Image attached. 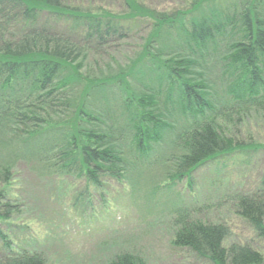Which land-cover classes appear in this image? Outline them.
Masks as SVG:
<instances>
[{"label": "trees", "instance_id": "16d2710c", "mask_svg": "<svg viewBox=\"0 0 264 264\" xmlns=\"http://www.w3.org/2000/svg\"><path fill=\"white\" fill-rule=\"evenodd\" d=\"M124 4L114 14L0 0V185L21 162L94 184L142 176L170 192L203 164L252 151L225 128L247 110L264 111V0H190L169 11ZM43 13L70 31L50 27ZM145 18L139 47L117 61L110 52L129 34L125 20ZM259 177L228 204L264 238V168ZM199 201L172 195L173 245L210 264L263 262L249 243H225V223L194 214ZM0 238V264H48L40 251ZM105 264L145 263L123 252Z\"/></svg>", "mask_w": 264, "mask_h": 264}, {"label": "rangeland", "instance_id": "374dc122", "mask_svg": "<svg viewBox=\"0 0 264 264\" xmlns=\"http://www.w3.org/2000/svg\"><path fill=\"white\" fill-rule=\"evenodd\" d=\"M137 1L150 9L169 11L184 7L190 0ZM62 2L93 12L126 11L124 0ZM42 20L58 31H70L66 22L49 19L45 13ZM146 20H125L129 34L110 52L117 61L127 62L137 50L148 30ZM246 113L226 122L225 129L236 142L254 145L249 155L234 154L218 163L207 162L194 171L190 183L175 181L170 192L156 189L158 183L148 185L146 178L137 175L123 180L102 176L94 184L83 177L42 175L19 162L9 182L0 185L4 193L0 231L13 249L38 250L48 264H105L123 252L138 256L145 264H210L172 243L175 225L170 201L179 193L186 201L200 197L198 214H194L225 223L229 228L225 243H249L264 264V238L228 204L233 190H249L258 184L264 168V111L251 109Z\"/></svg>", "mask_w": 264, "mask_h": 264}]
</instances>
